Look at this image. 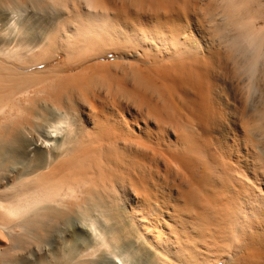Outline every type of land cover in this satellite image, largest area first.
<instances>
[{"label":"bare ground","instance_id":"6f19581e","mask_svg":"<svg viewBox=\"0 0 264 264\" xmlns=\"http://www.w3.org/2000/svg\"><path fill=\"white\" fill-rule=\"evenodd\" d=\"M0 264H264V0H0Z\"/></svg>","mask_w":264,"mask_h":264}]
</instances>
